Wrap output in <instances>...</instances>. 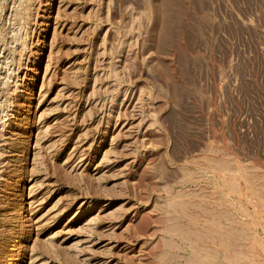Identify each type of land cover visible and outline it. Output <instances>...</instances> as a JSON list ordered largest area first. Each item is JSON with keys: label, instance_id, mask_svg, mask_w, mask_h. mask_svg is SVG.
<instances>
[{"label": "rangeland", "instance_id": "rangeland-1", "mask_svg": "<svg viewBox=\"0 0 264 264\" xmlns=\"http://www.w3.org/2000/svg\"><path fill=\"white\" fill-rule=\"evenodd\" d=\"M0 264H264V0H0Z\"/></svg>", "mask_w": 264, "mask_h": 264}]
</instances>
